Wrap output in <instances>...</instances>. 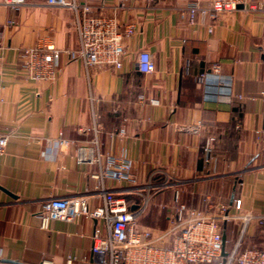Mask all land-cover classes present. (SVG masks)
<instances>
[{"label":"crops","instance_id":"crops-1","mask_svg":"<svg viewBox=\"0 0 264 264\" xmlns=\"http://www.w3.org/2000/svg\"><path fill=\"white\" fill-rule=\"evenodd\" d=\"M69 1L115 18L121 29L132 26L134 34L123 41L122 70L87 68L67 54L79 48L74 10L47 0L11 8L0 0V131L12 135L0 156V263L94 264L92 237L105 221L46 220L42 207L77 197L92 211L103 206V189L140 201L138 189L103 176L106 157L129 159L140 187L171 184L148 194L164 212L166 224L155 229L168 226L176 196L193 208L237 197L245 210L264 213V153L256 133L264 127V0L216 20L199 12L192 24L181 17L183 0ZM47 45L61 51L57 78L28 79L20 51ZM142 51L154 61L151 74L138 70ZM211 136L215 159L206 166L202 147ZM80 149L101 155V164L80 162ZM144 216L140 224L154 228L142 223ZM260 228L250 240L264 237ZM228 241L231 248L235 242Z\"/></svg>","mask_w":264,"mask_h":264},{"label":"built area","instance_id":"built-area-1","mask_svg":"<svg viewBox=\"0 0 264 264\" xmlns=\"http://www.w3.org/2000/svg\"><path fill=\"white\" fill-rule=\"evenodd\" d=\"M187 2L182 18L194 23L199 12L206 13L212 20L223 13H230L247 6L255 9L257 0H183ZM202 1L208 7H202ZM5 5L18 8L26 0H4ZM50 7L68 8L77 15L79 48L68 51L70 60H82L87 68L111 66L122 70L126 55L123 41L134 34L132 26L121 29L115 18L95 16L88 6L81 9L77 3L69 0H47ZM212 31V27L210 28ZM2 44L0 38V46ZM61 51L53 45L23 48L19 53V67L26 77L34 81H54L58 75V61ZM138 70L143 74L155 71L152 56L147 51L140 52L137 60ZM211 70L218 74L219 66L214 64ZM202 74L199 81L205 82ZM264 153V127L256 131ZM12 135L0 131V156L4 155ZM217 139L208 137L202 152L206 166L214 162V149ZM61 143L64 141H60ZM99 162L101 155L94 151L80 149L78 160ZM103 176L116 182H123L138 189L140 201L129 202L114 191L103 189L104 204L87 210L82 199L53 198L42 207V217L46 220L62 219L71 221L75 217L86 216L103 219L106 229L95 227L92 237L94 264H264V248L241 247L246 230L252 226H264V213L245 210L241 198H233L230 203L211 204L206 200L205 208H193L182 203L176 196L167 208L168 226L155 229L140 224L149 203L151 191L170 187L169 183L140 187L133 172L132 162L127 158L106 157ZM147 191V192H146ZM147 193V194H146ZM135 206V209L132 207ZM232 222L241 224L240 238L231 248L228 239L225 242L224 225ZM226 235V234H225ZM1 264V263H0Z\"/></svg>","mask_w":264,"mask_h":264},{"label":"rangeland","instance_id":"rangeland-1","mask_svg":"<svg viewBox=\"0 0 264 264\" xmlns=\"http://www.w3.org/2000/svg\"><path fill=\"white\" fill-rule=\"evenodd\" d=\"M165 198H167L166 199L167 203L171 202L169 197H165ZM153 201H155V200L152 198L150 203H149L147 214L142 219V223L146 224L148 226L154 227V228H162L166 224L164 212ZM253 226H255V225L250 226L246 230L245 234L243 235V238L241 241V247L243 249L254 248V247L264 248V237L261 236V238L258 237V238H254L252 240L249 239L248 236L251 232L256 231L255 234H257V231L261 229L259 226V228H256L255 230H251V232H250V229H252ZM236 228H238V230ZM240 230H241V224L240 223H238V222L229 223V227L226 230L227 239L233 240L232 241L233 243L237 242V240L240 238ZM234 234L236 236L233 238Z\"/></svg>","mask_w":264,"mask_h":264},{"label":"water","instance_id":"water-1","mask_svg":"<svg viewBox=\"0 0 264 264\" xmlns=\"http://www.w3.org/2000/svg\"><path fill=\"white\" fill-rule=\"evenodd\" d=\"M132 209H135V206H133ZM225 240H226V235H225V233H224L223 241L225 242Z\"/></svg>","mask_w":264,"mask_h":264}]
</instances>
